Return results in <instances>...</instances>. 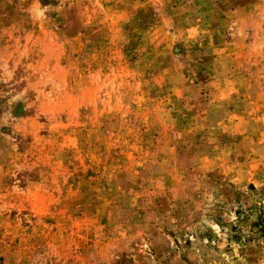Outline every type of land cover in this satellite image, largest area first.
<instances>
[{"label": "rangeland", "instance_id": "obj_1", "mask_svg": "<svg viewBox=\"0 0 264 264\" xmlns=\"http://www.w3.org/2000/svg\"><path fill=\"white\" fill-rule=\"evenodd\" d=\"M0 264H264V0H0Z\"/></svg>", "mask_w": 264, "mask_h": 264}]
</instances>
